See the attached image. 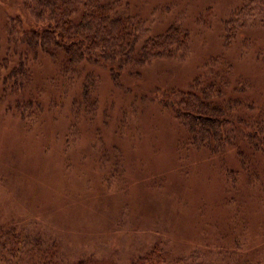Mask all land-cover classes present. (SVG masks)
<instances>
[{
    "label": "rangeland",
    "instance_id": "obj_1",
    "mask_svg": "<svg viewBox=\"0 0 264 264\" xmlns=\"http://www.w3.org/2000/svg\"><path fill=\"white\" fill-rule=\"evenodd\" d=\"M117 1L115 11L139 18L151 35L186 30L187 56L154 62L117 85L91 67L99 105L90 118L74 115L76 89L46 60L33 65L30 117L25 105L1 100L0 88V228L54 242L67 264H129L154 244L165 264L194 250L196 262L264 264V194L228 191L223 170L236 167L232 151L220 160L191 147L158 96L183 92L209 60L223 59L248 84V97L264 101V29L243 28L225 45L224 23L242 0ZM25 14L22 0H0V57L7 22Z\"/></svg>",
    "mask_w": 264,
    "mask_h": 264
},
{
    "label": "trees",
    "instance_id": "obj_2",
    "mask_svg": "<svg viewBox=\"0 0 264 264\" xmlns=\"http://www.w3.org/2000/svg\"><path fill=\"white\" fill-rule=\"evenodd\" d=\"M22 3L26 17L11 18L5 26L0 88L1 100L12 98L16 110L25 105V119L35 106L30 97L34 92L33 67L41 60L54 63L58 80L76 89L71 106L74 115L90 118L97 114L99 105L98 77L89 70L91 67L106 70L116 84L123 77L134 78L137 71L154 62L184 58L189 52L186 30L173 25L161 34L151 35L139 18L115 11L117 0ZM224 24L225 45L243 28L257 25L264 29V0H242ZM205 68L206 72L196 76L183 92L168 90L159 94L161 105L185 131L191 147L220 160L232 151L236 167L223 170L228 191L235 192L240 186L247 194L263 195L264 101L258 103L248 97V84L225 60H209ZM160 246L154 244L129 264H165ZM57 252L54 242L36 234L24 235L15 226L0 228L1 262L9 263L7 256L24 259L25 264H67ZM199 252L194 250L187 260H179L180 264H207L196 262ZM224 256L218 253L220 259ZM224 262L230 264L225 260L220 264Z\"/></svg>",
    "mask_w": 264,
    "mask_h": 264
}]
</instances>
